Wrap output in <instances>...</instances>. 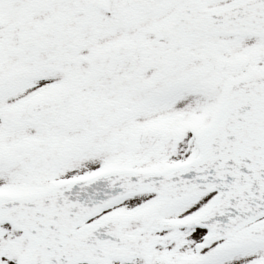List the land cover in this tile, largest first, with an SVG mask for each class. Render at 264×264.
Listing matches in <instances>:
<instances>
[{
    "label": "snow or ice",
    "instance_id": "snow-or-ice-1",
    "mask_svg": "<svg viewBox=\"0 0 264 264\" xmlns=\"http://www.w3.org/2000/svg\"><path fill=\"white\" fill-rule=\"evenodd\" d=\"M0 264H264V0H0Z\"/></svg>",
    "mask_w": 264,
    "mask_h": 264
}]
</instances>
